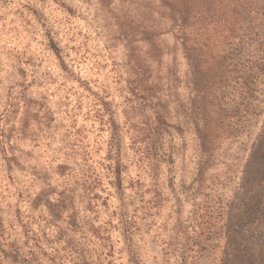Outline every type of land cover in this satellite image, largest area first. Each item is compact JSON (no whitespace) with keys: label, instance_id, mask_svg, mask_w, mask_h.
Returning a JSON list of instances; mask_svg holds the SVG:
<instances>
[{"label":"rangeland","instance_id":"1","mask_svg":"<svg viewBox=\"0 0 264 264\" xmlns=\"http://www.w3.org/2000/svg\"><path fill=\"white\" fill-rule=\"evenodd\" d=\"M170 1L0 0V264H264V73L205 138Z\"/></svg>","mask_w":264,"mask_h":264},{"label":"trees","instance_id":"2","mask_svg":"<svg viewBox=\"0 0 264 264\" xmlns=\"http://www.w3.org/2000/svg\"><path fill=\"white\" fill-rule=\"evenodd\" d=\"M170 3L173 33L190 62L193 114L202 122V132L209 140L224 131L232 133L236 126L233 119L246 117L240 109L247 103L245 93L250 97L255 93V82L248 72L256 66L264 73V0ZM237 85L236 90L242 91L231 97ZM230 107H234L232 112Z\"/></svg>","mask_w":264,"mask_h":264}]
</instances>
